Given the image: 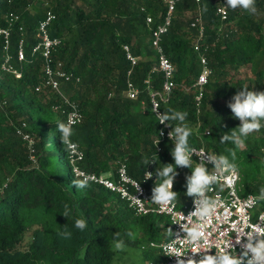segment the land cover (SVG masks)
<instances>
[{
    "label": "trees",
    "instance_id": "1",
    "mask_svg": "<svg viewBox=\"0 0 264 264\" xmlns=\"http://www.w3.org/2000/svg\"><path fill=\"white\" fill-rule=\"evenodd\" d=\"M220 3L226 5V0L176 3L160 38L174 65L175 85L160 109L162 114L169 108L187 112L191 146L224 155L234 149L240 194H259L264 187V128L249 134L242 148L220 140L240 125L227 106L232 96L244 85L264 91V0H255L254 14L226 8L224 19L216 13ZM166 10V0H0V26L9 28L11 63L21 73L16 77L1 69L5 51L0 37V264H112L117 232L126 245L143 249L147 261L163 259L149 242L169 238L166 216L137 215L118 194L93 182L75 188L73 183L82 179L75 175L68 146L56 128L66 122L70 106L46 84L44 59L31 49L39 41L38 23L50 11L54 17L47 31L61 39L52 61H61L71 74L61 81V89L82 115L72 126L71 139L83 151L76 164L87 172L109 173L118 160H125L130 176L142 180L152 195L156 168L174 163L172 141H164L156 153L153 139L159 122L149 105L150 92L163 80L162 72L153 69L157 55L151 30L163 21ZM197 16L203 28L200 37L198 27L190 26ZM20 39L25 59L19 62ZM124 45L137 57L135 64ZM199 54L206 57L211 73L197 100ZM128 82L137 89L135 98L127 95ZM166 122L171 129L180 123ZM21 133L33 138L32 150ZM145 158L156 162L142 165ZM149 165L153 175L143 181ZM176 172L173 191L181 206L192 198L185 195L191 169L177 166ZM65 205L71 210L68 217L62 215ZM76 218L87 221L84 231L73 227ZM65 229L72 232L70 239L59 235ZM27 232L30 239L20 248Z\"/></svg>",
    "mask_w": 264,
    "mask_h": 264
},
{
    "label": "clouds",
    "instance_id": "2",
    "mask_svg": "<svg viewBox=\"0 0 264 264\" xmlns=\"http://www.w3.org/2000/svg\"><path fill=\"white\" fill-rule=\"evenodd\" d=\"M226 8L231 9H243L249 14L256 12L255 0H226ZM206 10V9H205ZM154 111L158 108L153 105ZM228 108L231 110L233 118H237L240 121L237 131L231 133H224L221 136V143L232 142L236 148H242L245 146V141L249 134L258 132L261 128H264V91H256L250 89L248 85L241 87L231 98L228 103ZM187 112L177 111L174 109H167L163 114H157L156 117L160 123L168 121H179L175 127H172V131L169 133V137L173 143L171 149V155L174 163L164 164L163 167H157L155 170L156 180L152 189L151 201L159 205L158 212L168 211L175 217V223L179 224L185 235L182 238L173 239V233L170 228L168 230V236L171 239V243L166 246V251L169 256L183 257L186 253L177 251V245L180 243L182 246H186L188 250L192 252L202 253L199 261L189 259L187 262L183 259H178L177 264H264V212H260L257 222L250 223V218L247 215L241 216L237 225H233L235 228L236 242L239 243L242 238H246L242 245L243 251L238 256L236 251H233L231 244V238L223 239L225 233L221 232L213 240L210 239L211 232H206V229L212 225L213 218H216V222H220L221 213L217 210L223 206L224 219L226 220L231 213L228 207L224 206V202L219 197H213L209 195V191L219 184L221 190L225 187L229 189V194H232L233 185L240 178L239 168L236 164L237 153L234 149L228 150V155L224 154H209L200 149L199 152L193 148L189 143V137L193 135V129L185 123L187 118ZM56 128L60 134V140L63 145H67L68 149L77 147L73 143L71 137L73 136L74 129L70 123L59 122ZM160 136L156 140V144L159 142ZM198 155L207 153V162L202 158L200 162H197L193 166V154ZM156 162L154 159L145 158L142 165ZM213 164L212 168H208L207 163ZM264 163V161H261ZM177 166H185L191 169V174L186 177V193L187 196L194 198V210L187 216L183 213H175V202L177 200V192L173 191L174 179L177 175ZM153 175L152 172L144 173V180L149 179ZM223 180L224 183L219 182ZM75 188H85L88 186L87 179L77 180ZM139 184H136L138 190ZM137 199V198H136ZM139 200V199H137ZM260 200H264V187H260L259 195L254 196L242 206V213L244 207H252ZM70 209L65 205V210L62 213L63 216L68 217L70 215ZM73 227L84 231L87 227V221L84 218H76L73 222ZM59 235L64 239H70L72 232L68 229L60 232ZM115 235V248L118 251H123L126 248L125 241L120 239V234L117 232ZM128 236L132 233L128 232ZM223 239V243L220 241ZM205 241H208L207 247H205ZM215 249V254H206L205 250Z\"/></svg>",
    "mask_w": 264,
    "mask_h": 264
},
{
    "label": "built area",
    "instance_id": "3",
    "mask_svg": "<svg viewBox=\"0 0 264 264\" xmlns=\"http://www.w3.org/2000/svg\"><path fill=\"white\" fill-rule=\"evenodd\" d=\"M178 1L179 0H166L167 3L166 15L163 21L151 30L150 42L153 50L157 55V64L156 66L153 67V69H158L159 71H161L162 79H163L160 88L154 89L150 92L149 105H150L151 113L154 115V117L157 120L158 118L156 117V115L158 113L162 114V111L160 109V102L166 100L170 96L173 87L175 85L174 65L164 54L162 47L160 45V38L161 35L165 31H167V28L171 23V20L174 16L175 5ZM195 2L199 3L200 0H195ZM216 13L220 15L222 19H224L227 15V9L225 5L222 3L218 4L216 7ZM53 17L54 15L50 11H47L45 18L40 20V22L38 23L37 35L39 37V41L32 47L31 54L39 53L43 57L44 59L43 70H44L46 84L50 85L52 88L58 91L60 95L63 97L64 102L70 106V109L66 112L65 123H70L71 126H73L78 122H80L82 115L79 109L77 108L76 104L72 101H69L68 98L61 92V81L68 80L71 74L64 71V69L62 68L61 61H56V62L52 61V56H51L52 51L61 42V39L59 37H51L47 31V26L50 23V21L53 19ZM151 21L152 18L148 16L146 18V22L150 23ZM190 26L191 27L197 26L199 29L198 36L200 37L202 35L203 28L201 26L200 19L198 16L195 17L190 22ZM9 33H10L9 28L0 26V37L3 40V48L5 51L3 56V61L1 63V69L6 72H11L16 77H19L21 73L11 63L12 56L8 51V46L10 42ZM195 48L198 49V45H195ZM124 49L126 51L127 58L131 61L132 64H135L137 57L131 54L129 47L127 45H124ZM16 59L19 62L25 59V51L23 48L22 39H20L18 43V47L16 51ZM198 59L200 63V72L197 75V79L194 84L196 90L198 91L196 96L197 100L200 99L203 91V85L206 83L207 78L211 73V69L207 64L206 57L203 54H199ZM51 63H53L54 65ZM76 80H78V78H76ZM136 94H137V89L130 82H128L127 95L130 98H135ZM153 105H156L158 107L156 111H154ZM171 131L172 129L169 127L166 121L164 123L159 122V128L157 134L153 139V144L156 153L162 151L164 141H168V140L171 141L169 137V133ZM159 136H160L159 142L156 144L155 142ZM73 143L76 144L75 142ZM192 147L195 148L198 152L200 149H204L205 152L209 154H214L213 152L208 151L204 146H192ZM207 153L201 155L194 153L192 157L193 166H195L197 162H200L202 158L207 162ZM69 157L71 163L73 164V169L76 176L80 177L82 180L87 179V181L89 182H93L95 184L101 185L102 187L109 189L112 192L118 194L121 199L125 200L128 203L130 208H132L137 215L151 213V214L166 216L169 219L171 225L173 239L182 238L185 235L180 225L174 224L176 217L172 213L168 211H163V212L157 211L159 205H156L151 201L152 195L144 190L142 180L130 176L127 170V164L125 160L117 161L113 174H105V173H96L91 171L87 172L76 164L79 160L83 158V151L79 148L78 145L77 147L69 150ZM207 166L210 169L213 167V164L208 162ZM146 171L151 172L150 165L146 168L144 173ZM137 183H140L138 190L136 188ZM219 183L223 184L224 181L221 180ZM209 195L213 197L218 196L219 199L224 202V206L228 207L231 215H229L228 218L225 220L223 213V206L218 208L217 211L222 214L220 217V222L217 223L216 218L214 217L212 221V225L206 229V232H211L212 235L210 239L213 240L221 232L225 233L223 239H228L232 237L231 244L233 246V251H236L237 255L239 256L243 251L242 245L246 238H242L241 241L237 243L235 228L233 227V225H237V222L241 218L242 214L247 215L250 218V223H256L259 213L264 212V200H260L252 207H244L242 213V206H244L249 199H251L254 196H258L259 194L247 193L245 195H241L240 187H239V179L233 185L231 195L229 194V189L227 187L221 190L219 184L214 186L209 191ZM136 198L139 200H137ZM259 204H262V206L258 207ZM194 207H195L194 198L192 197L188 204H183L182 206H179L177 202H175V208L173 209V212L175 213L181 212L183 213L184 216H187L191 211L194 210ZM223 239L220 241L221 243H223ZM169 243H171L170 237L159 243L150 241L149 245L151 247L159 248L163 259L158 261L149 260L147 261V264H177L178 259H183L185 260V262H187L189 259H193L196 261H199L201 259L202 253L200 252L194 253L191 250H188L186 246H182L180 243H178L177 245V251L181 253H186L188 251L187 254L179 258L177 256H169L168 252L166 251V246ZM207 245H208V241H205V247H207ZM205 251L206 254H215L216 250L213 248Z\"/></svg>",
    "mask_w": 264,
    "mask_h": 264
},
{
    "label": "rangeland",
    "instance_id": "4",
    "mask_svg": "<svg viewBox=\"0 0 264 264\" xmlns=\"http://www.w3.org/2000/svg\"><path fill=\"white\" fill-rule=\"evenodd\" d=\"M242 70L247 72L248 67L244 66L242 68ZM61 92L64 95H66V93L63 89H61ZM22 134L23 133H21V135ZM22 138L26 141L27 147L30 148L29 145L32 144L33 138L31 136H29L28 133H24ZM30 150H32V149L30 148ZM31 158H33V156H31ZM260 206H262V204L258 205V207H260ZM29 239H30V232H27L25 234L22 242L20 243V248H24L27 245ZM113 246L115 248V243L113 244ZM147 259H148V257L146 255V252L143 249L133 248L131 246L126 245V248L123 251H118V250L116 251V255H115V258H114L112 264H147Z\"/></svg>",
    "mask_w": 264,
    "mask_h": 264
},
{
    "label": "crops",
    "instance_id": "5",
    "mask_svg": "<svg viewBox=\"0 0 264 264\" xmlns=\"http://www.w3.org/2000/svg\"><path fill=\"white\" fill-rule=\"evenodd\" d=\"M113 173H114V171L109 172V173H105V174H113ZM190 200H191V199H190ZM189 202H190V201H188V202H186V203H183V204H188ZM183 204H182V205H183ZM182 205H181V206H182Z\"/></svg>",
    "mask_w": 264,
    "mask_h": 264
}]
</instances>
